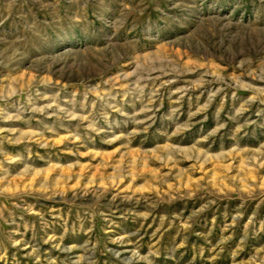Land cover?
<instances>
[{
    "label": "rangeland",
    "instance_id": "rangeland-1",
    "mask_svg": "<svg viewBox=\"0 0 264 264\" xmlns=\"http://www.w3.org/2000/svg\"><path fill=\"white\" fill-rule=\"evenodd\" d=\"M0 264H264V0H0Z\"/></svg>",
    "mask_w": 264,
    "mask_h": 264
}]
</instances>
